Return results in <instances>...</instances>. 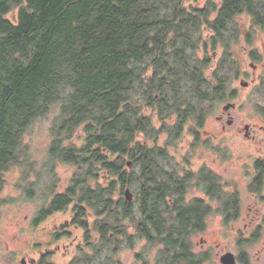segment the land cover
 I'll return each instance as SVG.
<instances>
[{
  "label": "trees",
  "instance_id": "obj_1",
  "mask_svg": "<svg viewBox=\"0 0 264 264\" xmlns=\"http://www.w3.org/2000/svg\"><path fill=\"white\" fill-rule=\"evenodd\" d=\"M243 14L264 33V0H0V194L5 173L27 157L25 133L58 105L49 155L75 171L33 222L72 207L83 239L67 264H120L121 237L163 246L156 264H203L190 238L212 208L184 201L193 181L218 199L225 224L237 220L236 192L226 193L205 167L178 173L166 151L187 124L198 132L201 106L233 98L231 84L243 72L230 53L240 38L233 41L227 26ZM204 28L214 33L211 49L223 51L215 66L207 43L203 57L195 54ZM248 56L261 60L256 50ZM255 94L264 115V75ZM153 113L168 135L164 147L156 146ZM171 114L173 127L165 122ZM254 169L250 188L258 192L264 157ZM128 220L131 233L122 224ZM35 264L57 263L45 254Z\"/></svg>",
  "mask_w": 264,
  "mask_h": 264
},
{
  "label": "rangeland",
  "instance_id": "obj_2",
  "mask_svg": "<svg viewBox=\"0 0 264 264\" xmlns=\"http://www.w3.org/2000/svg\"><path fill=\"white\" fill-rule=\"evenodd\" d=\"M229 26L234 28L231 30ZM252 26L246 14L227 26L233 34V41L234 36L240 38L230 50L231 57L240 61L243 72L231 84L230 89H237V93L228 101L212 100L201 106L206 112L201 127L197 128L198 132H193L192 125L187 124L176 140V146L166 151L174 159V168L195 172L205 167L220 177L226 193L236 192L239 198L236 221L225 224L223 214L213 212L205 220V230L190 238L195 253L208 254L203 264H221L220 257L226 253L235 257H242L241 253H245L249 264H264V180L258 192L250 188L255 178L254 164L264 157V115L257 111L255 105L260 101L255 88L264 73V33ZM228 32H225V37ZM199 33L202 40H199L195 54L203 57V44L207 43L208 56L215 66L222 56V48L211 49L209 29H201ZM248 35L251 43L247 46L245 40ZM253 50L261 55L258 62L248 56ZM242 81L247 82L248 86H240ZM227 104L234 106L230 110L231 125L227 124L229 118L223 112ZM58 116L59 107L55 105L45 117L33 122L23 137L27 157L4 175L5 183L0 194L3 200L0 208V264H30L47 248L53 252L52 259L57 264H67L77 255L73 239L76 237L77 244H81V229L72 228V239L60 233L61 239L56 243L52 242L53 236L50 235L56 226L68 221L69 210L55 212L39 225L33 222L52 194L67 188L75 171L74 167L53 160L49 155L51 129ZM219 116L223 117L222 122L218 121ZM165 122L171 127L175 124L169 118ZM153 126L159 131L156 146L164 147L168 135L162 130L160 118L155 113ZM161 164L166 170L171 169L166 162ZM196 197L205 198L200 188L191 185L187 198L191 200ZM122 224L127 226L129 233L133 231L129 220ZM243 240L246 243L239 245L238 242ZM120 241L115 256L120 264H156L160 257L159 244L151 245L145 239H134L131 245H127L126 237H121Z\"/></svg>",
  "mask_w": 264,
  "mask_h": 264
},
{
  "label": "flooded vegetation",
  "instance_id": "obj_3",
  "mask_svg": "<svg viewBox=\"0 0 264 264\" xmlns=\"http://www.w3.org/2000/svg\"><path fill=\"white\" fill-rule=\"evenodd\" d=\"M209 32H210V34H209V36L210 37H212L213 35H214V33L211 31V29L209 30ZM262 75H264V73L262 74ZM237 93V89H235V91H234V93L233 94H231L232 96H234V94H236ZM228 95H230V93L228 94ZM159 95L157 94L156 96H155V99L158 97ZM211 99H212V97H211ZM227 105H229V104H227ZM230 105H232V104H230ZM234 108V106L233 107H231L230 109H228V110H224V108H223V112H224V115L225 116H227L229 119H228V121H227V124H229V125H231V123L233 122L232 121V119H231V117H230V110H232ZM156 115V114H155ZM169 119L172 121V122H174L175 123V121H176V114H171V116L169 117ZM222 119H223V117L222 116H219L218 117V121H220V122H222ZM198 134V133H197ZM196 134V135H197ZM167 154L168 155H170L169 154V151L167 152ZM171 157V156H170ZM172 160H174V159H171L170 161H171V163H172ZM204 168V167H203ZM202 169V168H201ZM178 170V169H177ZM199 171V170H198ZM198 171H195V172H198ZM181 172H184V171H179L178 170V173H181ZM193 172V171H192ZM193 185H195L196 187L198 186V184L196 183V182H194L193 183ZM189 188H191V186H188V188H187V190L185 191V193H184V201L186 202V203H189V202H192V201H194V200H200V201H202L203 203H207V204H209L210 206H211V208H212V210H211V212H210V214L209 215H211L213 212L214 213H218V214H221V210H220V203H219V201H218V199H216V198H214V200L213 199H211V196L210 195H207V193L203 190V189H201L202 190V194L204 195V197L205 198H192L191 200L189 199V198H187V195H188V192H189ZM199 188V187H198ZM52 199V198H51ZM50 199V200H51ZM48 201V204H45L42 208H41V210H47V208L49 207V204L51 203V201ZM166 200L167 201H172L169 197H167L166 198ZM67 210H69V212H70V217H69V219H68V221H66L65 222V224L64 225H60V226H56V228H55V230L53 231V233L52 234H50L51 236H53L52 237V242L53 243H56V242H58L60 239H61V235H60V233H62L64 236H65V238L66 237H68V238H70V239H72L73 237V232H72V228L73 229H75V230H77L78 229V225H77V222H76V214L72 211V207H68L66 210H59V211H52L51 213H49V214H46V215H44L43 217H41V218H39L38 219V221H37V223H36V225H39L41 222H43V221H47L48 219H49V217L50 216H52L55 212H58V213H64L65 211H67ZM208 215V216H209ZM207 216V217H208ZM206 217V218H207ZM205 230V227H204V229L201 231V232H203ZM200 232V233H201ZM199 234V233H198ZM77 239H76V237H74V239H73V241H75V245H74V251L76 252V249H77V241H76ZM45 242H46V240H44ZM46 244V243H45ZM192 248V252H193V254H195V255H198V256H202V257H204L205 258V260H207V258H208V254L207 253H203V254H197V253H195L194 251H193V247H191ZM57 249H58V246H57ZM164 249V247L163 246H161V250H163ZM47 251H44L39 257H38V259L41 257V256H43V255H45V254H53V252L52 251H50V249H46ZM241 255H242V257L241 256H237V257H235V255H234V258H235V263L237 264H249V262H248V257H247V255L244 253H241ZM243 258V259H242ZM36 263V261L34 260V261H31V263L30 264H35Z\"/></svg>",
  "mask_w": 264,
  "mask_h": 264
},
{
  "label": "water",
  "instance_id": "obj_4",
  "mask_svg": "<svg viewBox=\"0 0 264 264\" xmlns=\"http://www.w3.org/2000/svg\"><path fill=\"white\" fill-rule=\"evenodd\" d=\"M240 86H242V87H246V86H248V83L242 81V82L240 83ZM231 107H233V105H230V104H229V105H226V106L224 107V110L226 111V110L230 109ZM246 129H247V127H246ZM124 197H125V200H126L127 202H131V201H132V195L130 194V192H129L128 189L125 191V193H124ZM21 262L24 263V260H22ZM220 263H221V264H236V263H235L234 255L231 254V253H226V254L222 255V256L220 257Z\"/></svg>",
  "mask_w": 264,
  "mask_h": 264
}]
</instances>
